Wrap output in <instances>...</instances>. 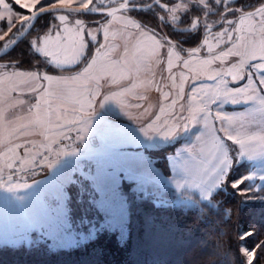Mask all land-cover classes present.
Instances as JSON below:
<instances>
[{
	"label": "rangeland",
	"instance_id": "obj_1",
	"mask_svg": "<svg viewBox=\"0 0 264 264\" xmlns=\"http://www.w3.org/2000/svg\"><path fill=\"white\" fill-rule=\"evenodd\" d=\"M171 1L174 2V0ZM25 2L30 3L31 0H25ZM52 2L61 5L59 0H52ZM119 2L120 0H117V3ZM80 3H87V0H80ZM109 4L110 0H105L103 5L96 6L109 7ZM45 6L48 5L45 4ZM72 6H79V4L74 0ZM18 7L17 5L16 8L18 9ZM20 11L28 14L27 9H20ZM128 11L127 15L141 26L140 29L135 28L134 25L125 27L123 22H119V14H117V19L113 20V23L106 28L104 26L107 25L108 20L113 19L112 17L97 21V17L91 15L57 11L52 13L51 18L44 23L40 22L34 26L25 37L28 44L37 35L45 37L44 49L50 54L49 59H55L67 66L83 50L82 34L71 28L64 30L57 16L69 15V25L74 23L77 18L83 20L87 29L93 30L97 42L90 40L87 30L83 33V39L88 42L86 59L75 64L71 68V73L79 72L87 67L93 57H95V64L77 81L44 80V75L60 77L70 73L68 71L59 73L46 71L43 67H40L39 70L22 66L15 70L36 72L41 78L39 80L31 79L26 84L20 83L27 79L26 77L14 78L9 81L5 77L7 72L12 70L14 64L8 63L7 58L0 60V65L8 66L7 69L0 68V91L19 85L18 90L11 95L14 101L23 99L27 101V104H35L36 97L39 96L40 106L33 110L32 119L40 121V131L55 129L57 123L65 124L72 120L74 118L73 107L79 109L77 101L86 103V100H83L86 95L83 86L88 85L90 79L99 76L105 77L100 80V87H95L94 84L91 86L95 92L100 94L94 96L91 108H86L83 113H80V115L92 118L91 127L88 128L84 141L72 143V147L76 148V151L66 155L53 153L51 167L47 163H40L38 159L37 164L43 165L46 171L38 179L30 180L23 176L21 182L28 184L29 187H20L11 192L0 189V244L17 245L29 243L32 240H46L52 248H66L102 233L125 234L128 228V208L121 184L127 180L133 181V188L137 191L152 193L157 204L170 202L183 207H195L200 201L209 200L211 195L228 181V176L231 173L229 183L232 185L239 182L238 187L234 190L240 194L243 201L264 199V109L254 111L251 115L246 112L251 106L260 109V105H253L251 102L221 103L220 100L209 104L213 118L209 121L210 125L214 124L216 129H220L221 121L214 119L217 114L232 118L225 120L223 127L228 129L235 139H240L245 143L246 150L251 156L237 155L239 146L233 144L232 140H228L224 132H216L215 134L222 137L227 145L231 164L224 181L215 187L207 198L202 196L199 185L208 179V175L205 173L210 167L208 161L212 160V156L209 152L213 149L209 145L208 149L201 153L198 146L197 151L191 155L185 152L186 148L196 143V137L205 131L203 122L189 121L186 125L182 124L176 130V135L168 138L161 137L155 129H149L151 136H145L141 131V128H147V124L155 119V114L159 113L163 94L167 93L169 88L164 87L161 91L158 90L155 83L147 85L143 74L135 81L134 85L132 81L120 80L122 67L128 63H134L135 58L147 56L155 50L164 56V62L156 68V80L160 79L161 72L167 77V49L159 48L156 43L162 37L134 18L130 9ZM180 15L183 16V13ZM166 18L168 21H172L171 14L167 12ZM249 23L246 21L242 27L247 29ZM225 26L222 25V27ZM97 29L99 31H96ZM105 31H107V39ZM153 34H155V39L151 38ZM240 35L242 39L237 41L240 51L245 52L247 48L248 53L254 51L259 56L262 46L259 35L257 34L255 37L254 44L249 43L252 37H249L247 30ZM10 36L13 39L17 35L10 34ZM7 40V37L5 40H0V49L5 47ZM100 44H104L105 47L97 51ZM125 45L128 46V53L124 65L112 64L111 58L125 57ZM213 46L215 45L213 44ZM227 47H231V45H227ZM182 55L184 59H190L186 53ZM240 59L239 56L228 57L224 65L217 62L213 67L227 71L229 65ZM172 60L173 64L178 65L173 71L178 73L182 69V65L178 64L175 56ZM244 60L246 61V72L249 71L248 63H264L259 59L252 61L248 59V55L244 56ZM190 62L194 67H201L199 58ZM51 65L54 66V64ZM207 74L215 76L216 72ZM253 75L255 82L258 83L259 73L253 70ZM113 77L118 83L110 82ZM225 79L229 81V87L242 88L249 84L248 79L237 83H232L231 76H226ZM165 83L170 85L171 82L166 80ZM200 83L210 85L214 81L208 80L206 76L202 75ZM189 84L191 81L184 84L186 93L190 92ZM179 85L180 81L178 80L177 89ZM32 88L37 89L35 94L30 91ZM44 89L48 91L45 92ZM124 89H128V91H124ZM204 91L208 92L209 89L205 87ZM113 92L117 95L112 96ZM104 96H109L110 99L104 103V107H101ZM27 104L21 106L22 111L21 109H17V111H21V114L27 113ZM137 104L140 105L139 108L135 107ZM5 107L6 105L0 104V109ZM146 109L147 111H145ZM185 115L188 114L185 113ZM26 122L17 121L13 127L18 128L21 123ZM71 135L75 139V132ZM6 137L5 126L0 121V140L6 139ZM44 139V135L39 133L29 134L26 132L15 142L22 144L25 140H29L33 144L39 145ZM70 143L71 141L64 140L62 143L53 144L52 147L54 149L63 148L64 145ZM167 146L171 148L167 154L169 173H165L157 164V160H161L162 152L155 153L156 159L152 156V150ZM14 151L21 156L24 154V148L14 149ZM35 151L36 149L33 148V152ZM5 155L11 154L7 153L3 144H0V156L3 158ZM0 163V167H3L4 162ZM8 172V169L4 170V179H7ZM76 178L81 179V182L86 180L89 183L88 189L84 185L82 187L85 192L89 191V200L93 207L88 216L77 220L70 216L67 205L68 186ZM83 193L82 189L81 194Z\"/></svg>",
	"mask_w": 264,
	"mask_h": 264
},
{
	"label": "snow or ice",
	"instance_id": "obj_2",
	"mask_svg": "<svg viewBox=\"0 0 264 264\" xmlns=\"http://www.w3.org/2000/svg\"><path fill=\"white\" fill-rule=\"evenodd\" d=\"M73 2L74 0H59L61 5H69L67 8L68 13L92 12L102 13L106 17H112L113 19L108 20L107 25L104 26L106 28L113 23V20L117 19V14H119V22H123L125 27L128 25H134L137 29L141 27L139 24L135 23L131 16L127 15V13H129V8L141 7L137 0H120L118 7L113 6L117 3V0H110L109 7L107 8L96 6L103 5L105 0H87V3H80V0H75V2L79 4V7L76 8L71 7ZM153 2L167 13L171 14L173 22L181 20L180 13L188 15L192 6H197L204 17H209L211 15L219 16V20L215 23H203V40L196 47L185 49L178 41L174 42L167 37L156 41L159 48L167 49V77L161 72L160 79L156 80V68L164 62V56L162 53L155 50L147 56L135 58L134 63H128L126 66H123L120 75V80L132 81L134 85L135 81L143 74L147 85L150 86L155 83L158 90L161 91L164 87L169 88V91L163 94V101L159 106V113L155 114V119L147 124V128H141L145 136H151L149 134V129H155L161 137H173L176 135V130L179 129L182 124L186 125L189 121L196 123L203 122L205 131L196 137V143L186 148L185 152L191 155L197 151L198 146L201 153L208 149L209 145H211V149H213L209 152L212 156V160L208 161L210 167L208 172L205 173L208 175V179L199 185L202 196L207 198L212 190L224 181L228 167L231 164V158L224 139L217 136L215 133L218 131L224 132L228 140H232L233 144L238 145L239 152L237 155H249L245 143L240 139H235L231 133H229L228 129L223 127V122L232 118L217 114L214 119H219L221 121L220 129H216L214 124L210 125L209 121L213 118L209 104L220 100L221 103L231 102L237 104L241 102H251L253 105L261 106L260 109L254 106L249 107L246 110L249 115L254 111L264 109V63H248L247 68L249 71L246 72V61L244 60V56L248 55V59L252 61L259 59V61L264 62V0H260L259 6H251V10H249L250 6L247 5L242 7L231 6L235 4V0H175L171 6L166 3H161V0H153ZM45 4L48 6L46 7ZM17 5L19 6L18 9L16 8ZM147 6L152 5H144L143 7ZM20 9H27L28 14L21 12ZM45 12H56V4H54L52 0H31L30 3L25 2V0H14V2L13 0H0V40H5L6 37L8 38L5 47L17 43V40L12 39L10 34L17 36L23 35L24 31H28L29 28L32 27L28 22L36 20L40 14ZM228 16H232L233 19H228ZM160 18L163 20L164 16ZM57 19L60 21L61 25H63L64 30L71 28L82 34L81 41L83 50L77 54V58L72 60L67 66L59 63L55 59H49L50 54L44 49L45 37L39 35L30 41L29 49L32 54H39L44 57L46 63L54 64V66L60 68L62 71H68L70 73L69 75L60 77L44 75V80L77 81L80 77L84 76L85 73H88L89 69L95 64V57H93L92 62L88 63L87 67L79 72L71 73V68L75 64L86 59L88 42L83 39V33L87 30V35L93 42H97V37L93 34V30L87 29L85 22L79 18L75 19L74 23H71V25L68 23L69 15L67 14L58 15ZM17 21H19V24H17ZM246 21L250 22L247 29L242 27ZM219 24L226 26L222 27L218 32L213 31ZM199 26H201V18L197 15V17L191 21L190 27L185 30L197 31L199 30ZM245 30L248 31L249 37H252V40L249 42L250 44L255 43L257 34L261 38L262 46L259 56H257L254 51L248 53L247 48L245 52L240 51L237 41L242 39L240 33ZM96 31L99 30L97 29ZM105 38L107 39V31H105ZM151 38L155 39V34H153ZM213 44L215 46H213ZM222 45L225 47H221ZM227 45H231V47H227ZM104 47V44H100L97 51H100V49ZM124 51L125 57L120 59L111 58V63L114 65H124L128 53L127 45H125ZM184 53H186L190 59H184L182 55ZM133 55L135 56V53H133ZM173 56H175L178 64L182 65V69L178 73L173 71V69L178 66L173 64ZM233 56H239L241 59L229 65L227 71L213 67L217 62H219L220 65H224L226 59ZM196 58H199L201 67H194L190 62ZM20 63L21 61L17 60L12 66V70L7 72V76L5 77L7 80L11 81L14 78L26 77L27 79L20 81L21 84H26L31 79L39 80L41 78L39 73L36 72H20L15 70L19 67ZM7 67L8 66L0 65V68L7 69ZM253 70L259 73L258 83L254 80ZM213 71L216 72L215 76L207 74ZM202 75L206 76L208 80L214 81V83L210 85L200 83ZM226 76H231L232 83L248 79L249 84L242 88L229 87V81L225 79ZM102 79H105V77L99 76L95 79H90L89 84L83 86L86 92L83 100H86V103L77 101L79 103V109L73 107L72 114L74 118L72 120L65 124L57 123L55 129L46 131H40V121L32 119L33 110L40 106L39 96L36 97L35 104H27V101L23 99L14 101L11 95V93L18 90L19 85L11 89L0 91V104L6 105L5 108L0 109V121L3 122L5 131L7 132L6 139L0 140V144H3L7 149V153L11 154L7 156V159L3 163V167H0V189L11 192L20 187L27 188L29 185L21 182L22 177L33 171L34 167L37 165L38 159L40 163H47L51 167V156L53 153L56 155H66L76 151V148L72 147V143H82L84 141L85 134L88 128L91 127L90 121L92 118L91 116L80 115V113H83L86 108H91L94 96L100 94L95 92L91 86L94 84L95 87H100V80ZM166 80H170V85L165 83ZM178 80L180 81V85L177 89ZM189 81H191V84H189L190 92L186 93L184 84ZM110 82L118 83L115 77H113ZM205 87L209 89L208 92L204 91ZM30 91L35 94L37 89L32 88ZM44 91L47 92L48 90L44 89ZM124 91H128V89H124ZM61 92H63V90H61ZM116 95L117 93H112V96ZM109 99V96H104L101 107H104V103ZM165 102L169 103L166 104ZM26 104L27 113L21 114V106ZM135 107L139 108L140 105L137 104ZM17 109H21V111H17ZM49 111L51 112L50 105ZM145 111H147V109ZM185 113L188 115L186 116ZM57 119H59V117H57ZM17 121L27 122L21 123L18 128L13 127ZM26 132L29 134L39 133L40 135H44L45 139L39 145H35L29 140H25L22 144L16 143L15 141L19 140ZM73 132H75V139H73L71 135ZM64 140L71 141V143L64 145L63 148L54 149L52 147L53 144L62 143ZM19 148H24L23 156L14 151V149ZM33 148L36 149L35 152H33ZM5 169L9 170L7 179L3 177ZM238 183L239 182L233 183L232 187H238ZM227 211L230 217V210ZM251 235V232L242 233L241 240ZM261 249H264V242L256 245L257 252ZM257 252H253L247 248L243 249L242 255L247 258L244 264H254Z\"/></svg>",
	"mask_w": 264,
	"mask_h": 264
},
{
	"label": "trees",
	"instance_id": "obj_3",
	"mask_svg": "<svg viewBox=\"0 0 264 264\" xmlns=\"http://www.w3.org/2000/svg\"><path fill=\"white\" fill-rule=\"evenodd\" d=\"M137 2L145 5L152 3V6L129 9L134 18L158 36L178 41L185 49L196 47L203 40V26H199L197 31L185 30L197 15L202 14L197 6H192L185 18L183 14L180 21L172 22L166 18V11L153 0ZM259 2L235 0L234 7L247 5L251 9V6H259ZM161 3L170 5L173 2L161 0ZM50 15H41L33 27L50 19ZM82 15L97 17V21L106 19L101 14ZM161 16H164L163 20ZM25 37L0 60L7 58L6 61L11 64L19 60L22 67H43L46 71L64 72L46 63L39 54H32ZM170 150L168 146L152 150L154 159L155 153L162 152L157 164L165 173H169L167 154ZM230 175L209 200L200 201L195 207L170 202L157 204L152 193L137 191L133 188V181H123L121 188L128 208L125 234L102 233L66 248H52L46 240L17 245L0 244V264H244L247 258L242 255L243 249L257 252L256 245L264 242V199L243 201L229 183ZM83 185L89 188L86 180L81 182L76 178L68 186V210L76 220L88 216L93 210L89 191L85 192ZM227 210H230V217ZM246 232L252 235L241 240V234ZM254 264H264V249L257 252Z\"/></svg>",
	"mask_w": 264,
	"mask_h": 264
},
{
	"label": "water",
	"instance_id": "obj_4",
	"mask_svg": "<svg viewBox=\"0 0 264 264\" xmlns=\"http://www.w3.org/2000/svg\"><path fill=\"white\" fill-rule=\"evenodd\" d=\"M120 3V2H119ZM119 3H117V4H115V5H113V6H115V7H118L119 6ZM154 3V2H153ZM152 4V3H151ZM69 7V5H56V12L57 11H67V8ZM71 7H74V8H76V7H79V6H72L71 5ZM102 8H107V7H102ZM249 10H251V9H249ZM72 13H79V14H94V15H99V14H101L102 15V17H106L105 15H103L102 13H92V12H87V13H83V12H72ZM43 14H48V12H45V13H42V14H40L39 16H38V18L41 16V15H43ZM50 14H52V13H50ZM37 18V19H38ZM36 19V20H37ZM106 19H107V17H106ZM36 20H33V21H29L28 22V24L29 25H32V27H33V25L35 24V22H36ZM31 27V28H32ZM31 28H29V30L28 31H24V33H23V35H19V36H15L13 39H16L17 40V43L19 42V41H21L28 33H29V31L31 30ZM16 43V44H17ZM15 44V45H16ZM15 45H9V46H7V47H3L2 49H0V58L5 54V53H7L8 51H10Z\"/></svg>",
	"mask_w": 264,
	"mask_h": 264
},
{
	"label": "flooded vegetation",
	"instance_id": "obj_5",
	"mask_svg": "<svg viewBox=\"0 0 264 264\" xmlns=\"http://www.w3.org/2000/svg\"><path fill=\"white\" fill-rule=\"evenodd\" d=\"M141 5V7H143L145 4H140ZM231 6H235L234 4L233 5H231ZM140 7V8H141ZM221 10H222V8H221ZM186 16H188V15H186ZM185 15H184V18L186 17ZM233 18L232 16H228V18ZM200 18H201V26H203V23L204 22H207V23H215L216 21H218L219 20V16L218 15H215L214 17H204V15H203V13L200 15ZM210 20H212L211 22H210ZM184 21H187L186 19L184 20ZM222 25L223 24H219V25H217L213 30L214 31H220L221 30V27H222Z\"/></svg>",
	"mask_w": 264,
	"mask_h": 264
},
{
	"label": "built area",
	"instance_id": "obj_6",
	"mask_svg": "<svg viewBox=\"0 0 264 264\" xmlns=\"http://www.w3.org/2000/svg\"><path fill=\"white\" fill-rule=\"evenodd\" d=\"M45 171H46V169L43 165L37 164L34 167L32 172L25 174V178L30 179V180L38 179V178H40V176L45 174Z\"/></svg>",
	"mask_w": 264,
	"mask_h": 264
},
{
	"label": "crops",
	"instance_id": "obj_7",
	"mask_svg": "<svg viewBox=\"0 0 264 264\" xmlns=\"http://www.w3.org/2000/svg\"><path fill=\"white\" fill-rule=\"evenodd\" d=\"M7 155H5L3 158L0 156V162H4L6 159H7V157H6ZM1 164V163H0Z\"/></svg>",
	"mask_w": 264,
	"mask_h": 264
}]
</instances>
